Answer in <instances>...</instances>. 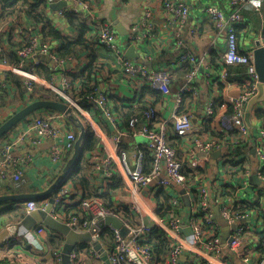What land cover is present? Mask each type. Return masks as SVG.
Segmentation results:
<instances>
[{
    "label": "built area",
    "instance_id": "2783aa9c",
    "mask_svg": "<svg viewBox=\"0 0 264 264\" xmlns=\"http://www.w3.org/2000/svg\"><path fill=\"white\" fill-rule=\"evenodd\" d=\"M255 1L257 0H229V12L224 11L220 6H208L204 10L209 23L217 33L225 37L227 50L222 57L224 64L242 66L246 71L245 81L241 83L243 90L240 95L208 98L202 103L201 114L195 124L190 111L185 109V104L190 103L193 105L191 110L198 111L199 100L202 98L199 86L205 83L214 87L220 81L231 83L225 73L222 74L221 79L219 76H213L211 71L205 68L206 58L197 59L193 52L186 48L183 42V30L191 12L187 0H163L164 19L176 34L175 49L181 52L176 56L175 62L167 63L159 70L147 68L144 64L127 59L117 43V32L113 25L108 23H100L96 27L94 23L92 25L91 20L94 19L90 0H61L67 4V7L62 8L58 15L64 19H67V15L86 19L92 25L89 37H95L101 48L115 55L117 64L122 67L125 76L135 84L136 95L131 101L133 107L145 103L146 97H152L154 100L161 97L160 101L174 97V102L169 118L162 117L158 107L155 106L150 107L140 117L131 118L128 125L124 126L121 112L128 110L131 105L123 103L121 112H118L113 105L111 95L99 88L83 98L74 99L70 94L71 85L66 78L60 89L51 87L50 89L61 100L74 109L79 119V129V125L85 127L87 122L100 137L102 135L95 128V124L98 123L90 117L96 114L108 122L112 127V133L110 132L108 138L115 146V152L103 156L94 151L87 154L82 161L83 173L98 187V196L85 198L76 192L72 194L64 185L52 196V204L50 199H47L41 204L30 200L17 206L23 207L27 215L36 211H47L51 206L49 214L54 219L78 234H90L91 241L85 245L95 264H105L102 253L95 250L96 243L101 244L109 264H185L182 259L185 253L189 252L190 247L200 250L199 259L193 264H204L209 258L225 261L228 253L241 258L244 264H253L252 257L241 252L247 234L244 222L249 220V212L243 211L239 205L226 204L221 196L211 193L204 186V175L200 173V169L201 164L207 162L215 152L225 151L226 162L236 163L237 167L233 169L241 170L240 163L243 162L244 156L238 155L239 150L252 145L260 162L257 176L263 183L259 200L264 214V130L254 133L245 121L246 107L258 92L259 76L255 67L254 53L241 52L237 39L238 27L245 25L243 16L245 8L254 6L257 12L261 10L255 5ZM151 16L152 13L148 12L143 20L131 27L130 43L139 42L147 36L145 32L153 30ZM261 47L264 48V43ZM15 52L20 62L18 66H11L2 56L3 49L0 43V65L9 66V72L26 78L24 100L31 103L34 98L43 95L46 87L35 79L36 68L42 63L34 58L35 53L40 52L43 57L57 66H62L65 61L59 60L57 54L50 50L48 44L42 42L39 35L27 38L23 46ZM27 63H30L29 67H26ZM184 67L188 68V72L182 84L174 91L173 86L176 83L174 71ZM145 93H150L151 96ZM219 107L224 108L220 119V130L217 135H211L203 129L216 118ZM4 110V107L0 106V126L12 116ZM67 119L68 116L59 112L38 111L25 120L28 129L21 137L0 145V195H3L5 187L9 185L15 189L23 186L24 171L34 160L31 151L46 140L56 141L59 138H66L65 144L53 145L49 154L52 164L59 167L57 171L64 173V163L74 151L75 143L79 138L74 125L70 124L72 125L70 126ZM59 122L62 124L59 125ZM138 137H143L145 143H138ZM19 149H22L20 154L17 153ZM115 177L122 179L123 191L127 196L120 204L108 208L104 205L102 196L106 193L105 188L108 184L115 182ZM195 179H198L194 183L196 204L191 215L186 218L187 221L177 213L155 210L149 203L152 194L175 192L172 195L177 194V196L173 198L172 206L179 207L180 196L177 190L191 192L190 186ZM77 195L79 198L75 201ZM73 204H79L78 212L64 211L66 205ZM214 204L220 209L219 218L231 228L235 227L230 235L231 242L225 243L223 240ZM108 218L117 219L122 224L127 231L125 237L117 229L105 224L101 226V223ZM184 229H190L189 236L183 233ZM47 230L45 225H36L31 230H25L22 236L30 244L42 250L43 246L38 241L47 237ZM161 234L166 240L167 251L158 255L150 243ZM13 240H17V237ZM78 249L75 247L71 252L70 264H79ZM51 256L56 264H62L60 251L52 253ZM254 264H264V249L261 250Z\"/></svg>",
    "mask_w": 264,
    "mask_h": 264
},
{
    "label": "crops",
    "instance_id": "0c3cea01",
    "mask_svg": "<svg viewBox=\"0 0 264 264\" xmlns=\"http://www.w3.org/2000/svg\"><path fill=\"white\" fill-rule=\"evenodd\" d=\"M36 1L40 3L39 13L49 21L51 27L57 31L61 37L68 41H76L79 38L78 28L73 25L70 20L61 18L58 15V11L63 8L61 0H30V3H35ZM187 1L190 5L191 12L189 21L183 30V42H185L186 48L193 52L195 58H206V63H204L205 68L209 69L213 76H219L221 79L222 74L225 73L228 75V80L231 83L228 84L220 81L218 85L214 87L208 86L205 83L199 86L202 98L199 100L198 111L193 112L191 110L193 105L188 102L185 104V109L190 111L193 122L197 124L201 114V105L205 100L215 96L217 98L240 95L243 90L241 83L245 81L246 68L238 65L226 66L224 64L222 57L227 50L225 37L221 33H217L204 14V10L208 6H220L224 11L229 12V0ZM90 3L93 9L92 18L94 19L91 20L92 25L93 23L94 27L98 26L100 23L113 25L117 32V43L124 51V55L129 50L130 46H133L137 57L143 60L147 68L158 70L163 69L167 63H173L177 60L176 56L181 51L175 49V47L177 48L176 34H174L173 30L164 19L163 0H90ZM255 5L261 8L260 12H257L254 6L246 7L243 13L245 25L237 29L238 47L243 53H254L264 43V2L262 0H257L255 1ZM26 10L27 7L26 9L21 8L20 3H17L12 8L8 7L6 9L0 4V38L2 41L3 54H5L7 58L13 56V51H16L18 45L26 39L29 33L35 35L40 33L37 35L41 37L42 42L48 44L49 48L57 53L61 47V41L54 37H47L46 33H44V24L35 23ZM9 11L11 13H8ZM148 12L152 13L153 30L145 32L147 36L139 42L130 43L129 34L131 27L143 20ZM211 52L217 54V58H215L216 63L212 62L209 54ZM34 58L43 63L44 57L40 52H36ZM44 60L46 61L48 59ZM45 63L47 64L48 62ZM50 65L54 73L49 81H46V79H43V81L37 77L38 81L45 86L49 87V84H47V82H49L61 88L65 78L70 83L67 75H71L76 79V83H74L71 88H73L76 93L77 99H79V93L83 90L84 82V85L87 83L96 86L108 95H111L113 105L118 112H121L120 110L123 108V103L131 106L133 104L131 101L136 95L135 84L125 76L122 67L117 64L115 55L103 47L88 51L84 49L80 52L79 56L65 61L62 66L52 65L51 63ZM90 65L92 66L90 72H85L83 74L84 77H82L80 74ZM8 68L9 66L0 65L1 82L4 84L6 83L4 89L0 86V106L4 107V111L7 112L8 115L11 114L14 116L23 108L24 88L20 87V84H22L21 78L10 73ZM179 71L180 70L174 71V77H176V83L173 86L174 91L177 90L184 79V77L182 79L177 78ZM239 77H242V79L238 80L237 78ZM145 95L151 96L150 93H145ZM146 99L149 103L156 102L152 97H146ZM173 102L174 97H168L164 101L158 100L156 102V106L162 117L169 118L171 116ZM217 111L216 118L210 121L203 129L211 135H217L219 133L220 119L221 115L224 113V108L219 107ZM256 111L264 113V102L255 105L251 112L249 127L254 133L264 130V117L258 118L256 116ZM90 118L98 123L95 124V128L99 131L100 135L103 136L99 137L101 140L100 146L95 152H99L103 156L113 154L115 152V146L111 139L108 138L112 127L109 126L107 121L96 114ZM67 122L69 125L72 124L70 118L67 119ZM61 124L62 123L59 122V125ZM27 129V121H23L16 126L6 138L0 141V145L8 140L13 141L18 139ZM77 135H80L79 128ZM261 140V137H259V141ZM137 142L143 144L145 143V139L143 137H138ZM65 143V137L59 138L56 141L46 140L31 151L34 160L29 168L24 171L22 180L24 181V188L33 192L23 194L45 193L53 186L55 181L59 179L62 173L57 171L59 168L58 166L52 164L49 159V154L53 145H63ZM24 148L29 147L24 146ZM242 150H239L241 153H238L239 156H244L243 162L240 163L242 167L241 170H234L233 168L237 167L236 163H227L225 160L227 155L226 152L218 151L221 153L215 155V152L207 162L201 164L200 173L204 175V186L211 193H216L221 196L226 204L239 205L243 211L249 212L250 218L244 222V225L247 227V234L244 238L241 252L245 255L249 254L254 264L258 260L259 253L264 249V214L260 208L261 203L259 200V194L260 190L263 188V183H261L257 176L260 162L257 159L255 148L251 145V147ZM21 152L22 149L17 151L18 154ZM73 152L74 151L71 152L68 159L65 161V168ZM197 180L198 179L193 180V185L191 184L190 186V188H192L191 192H186L182 189L177 190L178 196H180V206L177 208L172 206V200L177 196V194L172 195L175 192L171 194L167 192L158 193L156 195L152 194L149 203L155 210L164 213H177L181 215L183 219H186L195 208L196 193L194 191V183ZM66 186L72 194L76 192L79 196L86 195V192L73 188L69 183H67ZM115 195L116 196L113 197V202L115 204H120L121 200L127 196L124 191L118 192ZM79 196H76L75 201H78ZM47 199H50V197H42L35 201L41 204ZM213 206L218 216L220 209L218 205L214 204ZM15 207H17V205L0 206V264H55L51 256L54 251H52L53 249L49 245V239L54 236L55 233L63 238L62 248L59 250L62 253L65 237L58 232L51 231L47 227V237L38 241V243L43 246V249L39 250L22 236V233L28 229L23 226V219L20 220L15 217ZM9 210L12 211L8 213L7 211ZM187 220L188 219L185 221ZM41 224L42 223L37 225ZM220 226L223 240L226 243V239L230 237L233 230L223 221L220 222ZM16 237L18 241L13 240ZM12 240L14 242H12ZM76 247L79 248V264H95V260L87 251L86 246L85 248L78 245ZM199 255V249L190 247L189 252L185 253V257L182 259L183 263L193 264L199 259ZM204 264L244 263L238 256L228 253L225 261H216L213 258H209V261H205Z\"/></svg>",
    "mask_w": 264,
    "mask_h": 264
},
{
    "label": "trees",
    "instance_id": "16d2710c",
    "mask_svg": "<svg viewBox=\"0 0 264 264\" xmlns=\"http://www.w3.org/2000/svg\"><path fill=\"white\" fill-rule=\"evenodd\" d=\"M17 3H20L21 8L26 9L27 7V13L29 14V16L31 15V17L33 18V20L35 21V23H41L44 24V33H46L47 37H54L55 39H58L59 41H61V47L59 49V51H57V57L59 60L61 61H69L77 56H79L80 52L83 51L84 49L88 50H95V49H99L101 48L98 45L97 39L95 37H89V32H90V24L87 22L86 19L83 18H78L76 16L73 15H67V20H70L71 23L73 25H75L78 30H79V38L76 41H68L67 39L61 37V35L55 31L49 21L47 19L44 18V16L39 13L40 10V3L38 1H36L35 3H30V0H0V4H2V6L6 8H12L14 7ZM8 13H11L10 11ZM36 33V32H35ZM40 34V33H37ZM36 34V35H37ZM35 34L29 33L27 34V38L33 36ZM46 37V36H45ZM25 39V40H26ZM25 40L18 45V47L16 49H19L23 46ZM1 38H0V43H1ZM212 59L213 63L215 62V58H217V54L215 52H211L209 53ZM2 56L4 58L7 59L8 63L11 66H18L20 59L17 56L16 52L13 51V56H9V58L6 57L5 54H2ZM44 59H47L46 57H44ZM43 59V63H41L37 68H36V75H38L39 77H41L42 79H46V81L50 80V77L53 75L54 71L51 68V65L49 63H45V62H49V60H44ZM222 61V60H221ZM93 62V61H91ZM220 62V61H219ZM92 65V64H91ZM88 66L87 68H85V70L80 74L83 76V74L85 72H90L91 67L92 66ZM188 72V68L184 67L183 69H181L178 74H177V78L178 79H182L184 77V75ZM69 80H70V85H74V83H76V79L75 77L71 76V75H67ZM238 80H241L242 77L237 78ZM20 87H23V84H20ZM73 87V86H72ZM97 87L93 86V85H89V84H85L83 82V90L80 94V97H84L88 94H90L91 92H93ZM42 91V90H41ZM71 96L74 99H77L76 97V93L74 92L73 88L70 91ZM25 95V89L23 90V96ZM24 98V97H23ZM35 100H54V101H58V97L54 92H48L45 89L43 90V95L39 98H34ZM160 100V98L158 99V97L156 98V102ZM25 101V100H24ZM156 102L155 103H149V102H145V103H141L139 104L137 107H130L128 110L121 112V117L123 118V122H124V126L128 125V121L133 118V117H140L146 110H148L150 107H155L156 106ZM24 104H26L24 102ZM25 105H23L24 107ZM50 111V110H47ZM51 112H55V111H51ZM256 116L258 118H263L264 117V113L260 112V111H256ZM72 124L74 125V130L77 133L78 132V123H76L75 121H71ZM85 127H86V139L84 142V145L82 147V151H81V156L76 164V166L73 168V170H71L69 177L67 179V183L71 184L73 186V188L78 189V190H83L84 192H86L83 197L85 198H90V197H96L97 195V190L98 187H96L95 183H93L86 175L85 173H83V169L81 167L82 161L86 158V155L89 153L94 152L99 146H100V138L98 136V134L95 132L94 128L88 124L87 122H85ZM8 135H6L4 138H6ZM3 138V139H4ZM115 182L112 184H108V187H106V193L102 196L103 199V203L106 207L108 208H112L115 207V203L113 202V197L116 196L115 194H117L118 192H122L124 190V183L122 181L121 178H114ZM24 184L22 187H20L19 189H15L12 185H9L8 187H5L4 192L2 193L3 195H12V194H23V193H27V192H33V191H29V189L24 188ZM20 203H8V204H3V205H11V206H15L18 205ZM79 205V204H78ZM78 205L77 204H73V205H66L64 211H76L78 212ZM2 206V205H0ZM15 213H16V218L18 219H24L25 216H27V211L20 206L15 207ZM12 210L7 211L8 213H10ZM165 239L164 236L161 234L159 235L155 241L151 242L150 244L153 246V248L156 250V253L158 255H162L165 254L167 251V246L165 243ZM63 244V238L55 233L54 236L50 237L49 239V245L51 246V248L53 249L52 251L54 252H59V250H61V246ZM85 244H83L81 247L85 248ZM87 247V246H86ZM56 264V263H55Z\"/></svg>",
    "mask_w": 264,
    "mask_h": 264
},
{
    "label": "water",
    "instance_id": "95a60500",
    "mask_svg": "<svg viewBox=\"0 0 264 264\" xmlns=\"http://www.w3.org/2000/svg\"><path fill=\"white\" fill-rule=\"evenodd\" d=\"M63 6H65V3H62ZM125 57L127 59L135 60L137 63L144 64L143 60H140L132 46H130L129 50L125 53ZM254 61H255V67L256 71L259 76V82L257 85L258 92L257 95L254 96L248 103L246 107V116L245 120L249 127L250 119H251V112L255 105L264 102V48L259 47L254 52ZM42 110H50L62 113L68 118H70L71 121H75L76 123H79V119L76 117L74 113V109L69 106L68 104L62 102V101H54V100H37L26 107H24L22 110H20L18 113H16L14 116L9 118L4 124L0 126V140H2L6 135H8L16 126H18L20 123L25 121L28 117L35 114L38 111ZM80 127V135L75 143V148L73 155L66 166L64 173L59 177L57 181L53 184V186L46 191L45 193L40 194H10V195H0V205L8 204V203H24L26 201L30 200H39L42 197H50V203H53V199L51 196H53L62 186L67 184V179L69 177V174L71 170L76 166L80 156L82 147L84 145L85 139H86V130L83 125H79ZM221 152H216L215 155L220 154ZM255 180V179H254ZM51 206L47 209V211H36L33 212L25 217L23 219L22 224L23 226L31 230L33 227H35L37 224H44L46 227H48L51 231L58 232L62 234L65 237V243L62 250V264H70V254L73 251V249L79 245V244H85L89 241H91L90 234H78L71 230L67 225L57 221L54 219L50 214ZM219 216V215H218ZM219 221L222 220L218 217ZM105 224L108 227H112L114 229H117L120 231V234L125 237L127 231L125 228L122 227V224L114 218H108L105 220L104 223H101V226ZM235 227L233 226L232 229ZM183 233L185 235H190L191 231L190 229H184ZM226 241L231 242L232 237H228ZM95 250L102 253V260L105 262V264H109L107 255L105 252H103V249L101 247L100 243L95 244Z\"/></svg>",
    "mask_w": 264,
    "mask_h": 264
},
{
    "label": "rangeland",
    "instance_id": "374dc122",
    "mask_svg": "<svg viewBox=\"0 0 264 264\" xmlns=\"http://www.w3.org/2000/svg\"><path fill=\"white\" fill-rule=\"evenodd\" d=\"M62 3H65V2H62ZM66 4V3H65ZM67 7V4L65 5V6H63V9L64 8H66ZM61 10V9H60ZM59 10V11H60ZM58 11V12H59ZM44 44H46V43H44ZM51 50V49H50ZM52 51V50H51ZM53 53H56V52H54V51H52ZM40 62H42V61H40ZM49 64L51 63L52 65H55L54 63H52L51 61H49L48 62ZM30 66V63H27L26 64V67H29ZM57 66V65H56ZM10 73H12V74H14V75H16V76H19L20 78H21V81H22V84H23V88L25 89L26 88V78L25 77H23L22 75H19V74H16V73H13V72H10ZM37 77L38 78H40L41 80H43L41 77H39L38 75H37ZM44 81V80H43ZM46 82V81H45ZM2 83V85H1V87L4 89L5 87H4V83L3 82H1ZM47 84H49V87L48 86H46L44 89L46 90V91H48V92H54V91H52L50 88L51 87H56L53 83H49V82H47ZM5 86H6V83H5ZM60 89V88H59ZM55 93V92H54ZM58 97V96H57ZM79 98H82V97H79ZM37 101V100H36ZM58 101H62V102H64L63 100H61L59 97H58ZM83 101H84V99H83ZM25 102V101H24ZM33 102H35V101H32L31 103H33ZM26 104H23V105H25L24 107H26L27 105H29V104H31V103H27V102H25ZM64 103H66V102H64ZM67 104V103H66ZM23 107V108H24ZM22 108V109H23ZM21 109V110H22ZM18 113V112H17ZM1 141V140H0Z\"/></svg>",
    "mask_w": 264,
    "mask_h": 264
},
{
    "label": "bare ground",
    "instance_id": "6f19581e",
    "mask_svg": "<svg viewBox=\"0 0 264 264\" xmlns=\"http://www.w3.org/2000/svg\"><path fill=\"white\" fill-rule=\"evenodd\" d=\"M35 79L38 81V78L37 77Z\"/></svg>",
    "mask_w": 264,
    "mask_h": 264
}]
</instances>
